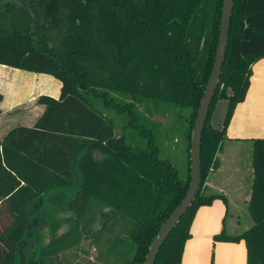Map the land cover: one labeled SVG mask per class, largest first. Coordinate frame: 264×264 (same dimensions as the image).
I'll list each match as a JSON object with an SVG mask.
<instances>
[{
  "label": "trees",
  "instance_id": "trees-1",
  "mask_svg": "<svg viewBox=\"0 0 264 264\" xmlns=\"http://www.w3.org/2000/svg\"><path fill=\"white\" fill-rule=\"evenodd\" d=\"M223 3L0 0V65L62 84L59 99L38 98L45 111L32 128L18 127L0 144V264H60L62 253L84 238L99 249L103 264H112V257L121 264L146 262L157 232L190 186L192 132L215 62ZM262 59L264 0H234L226 60L203 133V183L156 264H181L197 211L226 201L205 184ZM143 100L185 111V177L160 157L155 130L137 108ZM218 100L227 102L221 128L211 118ZM251 141L253 225L237 236L224 228L214 242L244 241L247 264H264V137ZM60 210L72 215L63 222L69 229L58 235ZM46 222L52 237L36 247L35 232Z\"/></svg>",
  "mask_w": 264,
  "mask_h": 264
},
{
  "label": "crops",
  "instance_id": "crops-1",
  "mask_svg": "<svg viewBox=\"0 0 264 264\" xmlns=\"http://www.w3.org/2000/svg\"><path fill=\"white\" fill-rule=\"evenodd\" d=\"M23 84L7 79L4 74V68L2 66L0 67V92L4 95V99L0 103V109L2 110V114L0 115L1 145L12 130L21 126L32 128L45 111L43 105L37 104L38 98L42 95L30 97L26 89H21L20 85L23 86ZM61 88L62 84L60 92L47 96L59 99L61 96ZM226 110L227 107H224L223 111L216 116L218 119L216 121L217 124H213L215 127L221 128ZM263 137L264 59L258 61L253 66L250 90L246 100L240 103L235 110L227 130V139L222 144V148L217 154L219 165L216 169H213L208 180V188L216 193L224 195L226 201L217 199L212 205L201 207L197 211L191 226L192 235L185 244L181 264H247V247L244 241L214 242V236L220 234L224 228L226 229V219L229 210L232 207L237 209L239 207L238 201L244 202L246 209H248L251 198V187L254 180L252 160L249 162L248 166L246 163L244 164V168H248L247 171L250 180L248 189L245 191L246 193L243 197L231 203L230 195L226 194V188L232 184L233 179H235L237 175L239 179H241L240 173L243 171L241 163H237L235 157L231 158V162L229 161L227 157L229 148H231L232 152H236V154L239 155V151L244 144L249 143L253 145L251 139ZM29 146L30 140L28 139V147ZM223 155H225V158L222 157ZM232 166H237V173L232 171ZM235 185L240 186L238 182H235ZM32 228H34V225H31L30 229ZM68 228V225L66 227L62 226L60 232H66ZM240 234H242V232L239 233V235ZM60 261V264H69L68 260V262H63L62 258ZM112 264H121V260L118 257H112Z\"/></svg>",
  "mask_w": 264,
  "mask_h": 264
},
{
  "label": "rangeland",
  "instance_id": "rangeland-1",
  "mask_svg": "<svg viewBox=\"0 0 264 264\" xmlns=\"http://www.w3.org/2000/svg\"><path fill=\"white\" fill-rule=\"evenodd\" d=\"M4 68L5 77L13 82L24 83L23 86L20 85L21 89H26L28 95L33 97L34 95H53V93L60 92L61 82L54 77L42 74L22 71L10 67L0 65ZM56 91V92H55ZM40 93V94H39ZM112 96H116L118 100L131 102L129 98L120 97L117 93H112ZM227 102L225 100H218L216 102L213 114L212 123H216L220 112L226 108ZM137 108L140 110L142 115L149 120L150 127L155 130V142L160 148V157L164 160H169L172 165L178 169L180 175L185 177L187 175L188 169V152L187 145L188 141L186 139V128H187V118L183 114L185 111H181L174 107L166 108L164 104L155 105L154 102L148 100H143L137 102ZM175 109V110H174ZM112 118L120 122V119L115 113H112ZM216 118V119H215ZM217 124V123H216ZM134 136V135H133ZM129 141H133V138L128 135ZM147 144V140H144L143 145ZM253 145L247 143L242 146L239 151V155L236 152H232L229 148V154L227 155L229 161L231 158L235 157L237 163H241L242 170L240 173L241 179L235 174V179L231 185L226 188V194L230 195L232 203L236 199H241L248 189V183L250 177L248 175L247 167L244 168V164L247 166L252 160V150ZM222 157L225 158V155ZM239 159H238V158ZM242 159V161H241ZM244 159V160H243ZM241 161V162H239ZM237 166H232V171L237 173ZM235 182H238L240 186H236ZM205 186L208 188V181ZM210 190V188H208ZM239 207L231 208L226 219V229L229 235L237 236L239 233H243L248 230L253 225V219L248 209L245 207V203L238 201ZM72 214L66 210H60L55 214V218L61 221L62 226L66 227L68 224L63 223ZM43 224V225H42ZM40 227H37L35 232V245L36 247H43L48 244L52 235L48 223H42ZM45 225V226H44ZM44 226V227H43ZM61 226V227H62ZM69 229V228H68ZM61 234L60 229L58 235ZM105 252V245L101 247ZM32 253L31 246L26 248V254L29 256ZM63 262H68L69 264H103L100 261V251L95 247L94 243L90 240L84 238L77 246L71 250L65 251L60 256ZM59 262L61 263V261ZM68 260V261H67Z\"/></svg>",
  "mask_w": 264,
  "mask_h": 264
},
{
  "label": "water",
  "instance_id": "water-1",
  "mask_svg": "<svg viewBox=\"0 0 264 264\" xmlns=\"http://www.w3.org/2000/svg\"><path fill=\"white\" fill-rule=\"evenodd\" d=\"M234 10V0H224L220 34L215 55L214 66L206 85V89L198 109L191 138L190 161H191V181L189 189L169 218L163 223L157 232L146 257L144 264H156L157 257L166 240L176 228L183 215L192 207L197 198V194L202 186V139L210 109L218 89L222 68L226 60L227 48L229 44V33Z\"/></svg>",
  "mask_w": 264,
  "mask_h": 264
}]
</instances>
